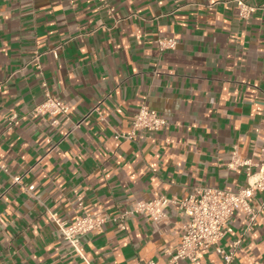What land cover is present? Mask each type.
Listing matches in <instances>:
<instances>
[{
	"label": "crops",
	"instance_id": "crops-1",
	"mask_svg": "<svg viewBox=\"0 0 264 264\" xmlns=\"http://www.w3.org/2000/svg\"><path fill=\"white\" fill-rule=\"evenodd\" d=\"M245 1L256 6L247 20L234 0H109L114 16L98 0H0V164L24 175L0 167V264H168L187 221L177 204L161 222H108L80 252L52 214L74 220L75 189L86 210L115 217L155 195L247 184L246 167L227 166L235 148L253 158L264 144V0ZM159 37L176 47L161 51ZM46 90L70 103V122L31 114ZM143 104L166 125L115 138ZM251 200L261 208L264 192ZM248 222L239 209L227 223L229 264H264V208L246 232ZM201 262L226 264L214 248Z\"/></svg>",
	"mask_w": 264,
	"mask_h": 264
},
{
	"label": "built area",
	"instance_id": "built-area-1",
	"mask_svg": "<svg viewBox=\"0 0 264 264\" xmlns=\"http://www.w3.org/2000/svg\"><path fill=\"white\" fill-rule=\"evenodd\" d=\"M99 8L104 7L109 15H115V8L109 0H98ZM238 10V16L242 19H249L256 10V6L247 3L245 0H234ZM161 51L175 48V38L159 37L157 39ZM52 52L58 57V49ZM42 54L37 53L31 62L41 70L40 58ZM46 87V83H44ZM32 115L46 117L52 124L58 125L70 122L71 105L68 101L52 95L46 90L45 98L36 104L31 111ZM13 125L19 123L17 114L11 116ZM82 121L73 123V128H78ZM167 123V120L156 110L143 104L134 115L132 130L128 132L115 131V138L137 140L142 137H149L160 131ZM253 158L242 157L235 148L230 155L227 166L230 169L239 167L247 168V184L237 189H223L218 187L204 186L197 187L188 196L182 199L169 198L166 195H155L151 199L137 200L132 207L124 213L115 217L90 212L84 208V198L78 190H74L77 197V212L73 221L60 217L57 213L52 214L57 224V231L60 237L66 241L74 251L80 252L82 237L87 233H100L108 222L120 229H126V218L133 214H142L154 222H161L167 216L166 209L170 205L177 204L187 218L179 244L171 251L168 264H202L201 253L205 249L214 248L223 255L226 264H229L235 254L234 251L227 252L219 242L225 236L226 226L234 213L242 209L249 217L246 232L252 230L258 214L264 205L257 209L252 204V198L256 191L264 192V144L256 147ZM0 167L12 176L14 182H22L24 175L11 174L8 167ZM34 189V184L28 187ZM242 239L234 242V250L241 243Z\"/></svg>",
	"mask_w": 264,
	"mask_h": 264
}]
</instances>
